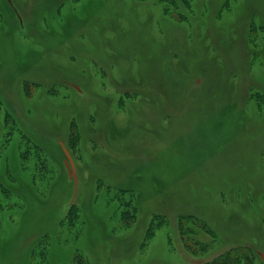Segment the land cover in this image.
<instances>
[{"label":"rangeland","instance_id":"obj_1","mask_svg":"<svg viewBox=\"0 0 264 264\" xmlns=\"http://www.w3.org/2000/svg\"><path fill=\"white\" fill-rule=\"evenodd\" d=\"M175 1L0 0V264H264V0Z\"/></svg>","mask_w":264,"mask_h":264},{"label":"trees","instance_id":"obj_2","mask_svg":"<svg viewBox=\"0 0 264 264\" xmlns=\"http://www.w3.org/2000/svg\"><path fill=\"white\" fill-rule=\"evenodd\" d=\"M161 1H165V2H167V3H171V4H175V0H161ZM71 128H73L72 126H71ZM75 133L76 132H71L70 134H69V139L71 140V142H73L74 143V139H75ZM10 139V138H9ZM36 145V146H35ZM34 145V151H36V152H38L39 153V147H38V145L37 144H35ZM28 151H27V149L25 148V150H24V153H23V157L24 156H26V153H27ZM1 195H3V196H6V197H10L11 195H13V190L11 189V187H8V186H6L1 180H0V197H1ZM10 206V205H9ZM3 209V204L0 202V210H2ZM125 214H126V212H125ZM128 214V213H127ZM120 218H121V220H123L124 218H125V221L127 220L126 219V216L124 215V211H121V215H120ZM79 221V213H78V211H77V209H76V207L74 206V205H72V204H70L68 207H67V210H66V212H65V214L63 215V217L58 221V225H59V227H63V228H65V229H67L68 227H70L71 226V223H76V222H78ZM180 224L181 223H176V226H180ZM69 229V228H68ZM47 233H44L41 237H39L35 242H34V245H33V247H32V253L34 252V250H36V249H38L40 246L41 247H43V242L42 241H44L45 239H47ZM44 254H45V250H44V252L41 254V255H43L44 256ZM236 258H238L239 260H241L242 261V259L244 258V259H248V255L246 254V256L245 255H242V253H239V252H237L236 253V256H235ZM213 264H222V261L221 260H215L214 261V263ZM239 264H241V263H239Z\"/></svg>","mask_w":264,"mask_h":264},{"label":"water","instance_id":"obj_3","mask_svg":"<svg viewBox=\"0 0 264 264\" xmlns=\"http://www.w3.org/2000/svg\"><path fill=\"white\" fill-rule=\"evenodd\" d=\"M8 2L10 3V0H8ZM61 147H62V150H63L65 156H66V159H64V166H65V168L67 170L69 178H73V181H74V193H75L76 183H77L75 169H74V166H73V163H72V160H71L69 152L62 145H61ZM259 255H260L262 261L264 262V255L261 252H259Z\"/></svg>","mask_w":264,"mask_h":264}]
</instances>
